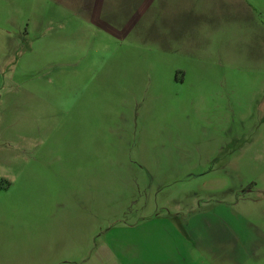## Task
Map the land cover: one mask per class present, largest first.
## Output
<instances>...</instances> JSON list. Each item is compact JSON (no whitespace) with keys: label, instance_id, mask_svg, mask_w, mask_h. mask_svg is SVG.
<instances>
[{"label":"crops","instance_id":"obj_1","mask_svg":"<svg viewBox=\"0 0 264 264\" xmlns=\"http://www.w3.org/2000/svg\"><path fill=\"white\" fill-rule=\"evenodd\" d=\"M221 3L0 0V198L22 193L53 201L51 227L59 242L53 248L63 249L51 252L53 263L188 264V247L185 253L182 249L191 232L199 233L195 252L215 255L221 231L205 223L193 229L159 224L164 216L157 214L158 187L149 163L141 158L142 163H114L113 151L105 144L108 136H114L111 150L126 152L134 140L141 149L157 140L168 150L175 125L151 114L149 100L145 106L141 103L139 73L164 71L157 58L173 53L195 59L197 63L188 67L191 71H211L223 61L228 65L227 58L231 67L232 50L223 53L214 48L215 32L220 29L216 10ZM232 25L234 21L231 30ZM192 27L195 33L190 34ZM115 55L148 57L149 63L115 65L94 60ZM216 55L221 63L208 65ZM188 68L175 71L184 73ZM185 78L176 77L174 83L181 84ZM96 105L103 110L101 117ZM63 120H69L71 150L84 144L85 150L102 147L112 163H61L59 157L46 163L47 137L59 143ZM140 197L145 204L138 222L125 224L133 233L112 242L100 238L95 244L99 232L117 225L106 224L109 215L124 217ZM45 216V210L38 215L42 234ZM9 238L1 232L0 244H7ZM223 239L232 241L228 234Z\"/></svg>","mask_w":264,"mask_h":264},{"label":"rangeland","instance_id":"obj_2","mask_svg":"<svg viewBox=\"0 0 264 264\" xmlns=\"http://www.w3.org/2000/svg\"><path fill=\"white\" fill-rule=\"evenodd\" d=\"M221 2L216 10L220 29L215 32L214 48L223 53L232 50L231 67L229 58L228 65L225 61L214 65L221 63L216 55L208 63L214 65L211 71H191L188 67L197 63L195 59L173 53L157 58V63L166 67L164 71L139 73L141 103L145 106L149 100L151 114L175 125L167 140L168 150H163L157 140H151L147 149H141L134 140L126 152L111 150L114 136L107 137L105 146L113 151L110 159L114 163H149L158 187L157 214L164 216L159 224L193 229L205 223L221 231V243L214 247L213 257L195 252L199 233L191 232L193 236L185 240L182 249L185 253L188 247V264H264V0ZM230 20L234 21L232 30ZM194 30L192 27L190 34ZM126 47L128 41L127 51ZM94 60L115 65L149 63L148 57L129 55L99 56ZM180 68L190 71H175ZM112 75L117 77L118 73ZM183 75V83L175 84L174 79L182 80ZM95 112L101 117L103 110L96 105ZM61 128L58 144L47 137L46 163H55L58 157L61 163H112L102 147L85 150L84 144L71 150L69 120L61 121ZM178 137L182 141L179 146ZM170 142L174 147L171 151ZM52 202L49 197L22 193L0 198V233L4 231L10 237L7 244H0V264H63L52 262L51 252L63 250L53 248L59 242L51 227ZM143 204L145 199L140 197L133 211L124 217L109 215L106 224L117 225L108 226L111 231L99 232L95 244L100 238L112 242L132 234L125 224L138 222ZM43 210L44 234L38 226V215ZM225 233L232 241L223 239ZM42 240L46 247L38 243Z\"/></svg>","mask_w":264,"mask_h":264}]
</instances>
